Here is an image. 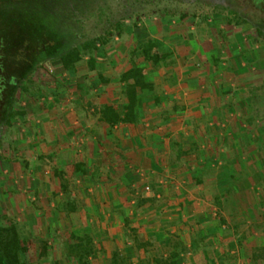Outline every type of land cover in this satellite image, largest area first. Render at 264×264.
I'll list each match as a JSON object with an SVG mask.
<instances>
[{
	"label": "crops",
	"instance_id": "crops-1",
	"mask_svg": "<svg viewBox=\"0 0 264 264\" xmlns=\"http://www.w3.org/2000/svg\"><path fill=\"white\" fill-rule=\"evenodd\" d=\"M137 21H127L120 37L96 51L93 69L88 57L73 71L59 61L51 69L46 109L37 118L32 114L36 131L29 139L41 143L40 153L53 163L31 166L32 174L16 187L36 204L26 210L34 259L76 264L67 244L71 235H86L96 250L91 264H110L115 251L125 264L153 258L264 264V237H249L260 232L238 222L247 219L252 202L264 206L263 199L253 198L254 183L241 174L246 159H237L257 155L260 147L247 150L234 127L240 124L235 108L249 107L256 58L246 56L240 34L229 38L223 25H212L213 18ZM149 38L170 58L164 67H147L153 90L142 92L148 103L141 122L110 127L98 112L104 104H126L120 77L134 64L147 66L140 46ZM68 200L75 211L65 209ZM59 234L67 236L61 244L50 241Z\"/></svg>",
	"mask_w": 264,
	"mask_h": 264
},
{
	"label": "rangeland",
	"instance_id": "rangeland-1",
	"mask_svg": "<svg viewBox=\"0 0 264 264\" xmlns=\"http://www.w3.org/2000/svg\"><path fill=\"white\" fill-rule=\"evenodd\" d=\"M108 3L110 7L107 9V14L98 17L97 14L99 13H92L82 24H79V35L76 41L78 47L85 41L97 40V50H104L106 44L112 43L116 36L120 37L122 31H125L127 21L137 23L138 18L153 16H166L176 20L181 19L183 16H188L194 20L198 17L200 20L202 18H213L212 25H223L224 30L227 32L224 34L229 38L235 34H240L248 53L246 56H254L256 59L251 64L252 69L255 68L252 71L254 73L249 75L248 80L251 83L249 88H252V91H248L249 107L244 110L235 108V111L237 110V120L240 124L236 123L233 126L237 128V133L241 135V138H239L241 139V145L249 150L255 144H258L260 153L257 155H237V159L241 157L246 159L242 161L245 171H242L241 174H243L246 181L254 183L253 193L255 195H253V198L263 199L262 202H264V33L259 35L257 30L248 24L228 25V21L231 19L236 22L234 14L226 8L205 0H135L133 6L129 8L130 11L124 9L121 0H110ZM256 3L258 7H255ZM238 10L256 24L264 23V1L240 0ZM83 62H86L85 59H83ZM57 66L58 61H47L28 74L27 80L18 90L15 104L16 115H14L10 126L5 128L0 147V227L18 224L20 234L27 247V252L23 255L25 264H42L34 259V251L31 247L33 241L31 239L35 237L30 234L33 229L29 224V216L26 215L28 207L36 206V204L28 200L27 193H17L16 187L17 182L29 178L28 174L31 173L29 170L31 166L37 164L39 166H49L53 163L49 158L50 156L43 152L40 153L41 143H32L29 138L36 131L35 123H31L33 120L32 114L34 113V117L37 118L46 109L43 99L46 98L48 85L52 81L51 69L55 70ZM52 82L54 83V81ZM18 112H24V114L18 115ZM244 124L245 127H243ZM233 126L231 125L230 128L232 132L235 130ZM239 139L237 138V141ZM33 149L34 151H32ZM142 174L141 178L147 177L145 172ZM165 174L169 175V173ZM138 191L142 193L143 188L139 186ZM252 203L251 213L247 214V219H243L244 221L240 219L238 222L242 228L248 226L249 232L252 230L251 226H253L254 231L263 234L264 206L261 207L255 202ZM252 217L255 221L251 219ZM257 222L262 223L259 225ZM42 228L41 224L37 226V229ZM37 229L35 232L37 231L38 234L42 235V231ZM260 234L252 235L249 233V237L263 238L264 234L263 236ZM64 236L59 234L50 241L54 243L57 241L58 244H61ZM240 246H242L241 243ZM260 254L263 255V253ZM0 264H2L1 260Z\"/></svg>",
	"mask_w": 264,
	"mask_h": 264
},
{
	"label": "trees",
	"instance_id": "trees-1",
	"mask_svg": "<svg viewBox=\"0 0 264 264\" xmlns=\"http://www.w3.org/2000/svg\"><path fill=\"white\" fill-rule=\"evenodd\" d=\"M59 0H0V36L6 40L16 42L17 66L28 67V73L35 71L40 63L47 61H59L67 71L75 70L85 56L88 57V64L91 69L95 67L97 51V40L83 42L80 47H68L61 49V43L53 38L54 32L47 25L41 16V12L47 8V2L57 3ZM264 1V0H259ZM49 7L52 8V5ZM33 7H32V6ZM32 7V12L30 11ZM41 11V12H40ZM236 18L228 21V25L248 24L255 28L259 35L264 33V23L256 24L242 12L230 10ZM238 18V20H237ZM141 57L147 66L133 65L131 69L123 73L120 82L124 85L122 96L126 104L120 109L111 104H104L100 110V121L115 127L116 125H138L141 122V115L147 105V99L142 95L143 91H152L153 85L148 79L147 67L161 68L170 58L169 54L161 53L156 41L149 38L140 46ZM24 112H18L23 115ZM16 115V113L14 114ZM77 170L82 171L78 165ZM56 176L63 179L61 173L55 172ZM62 189L66 185L62 183ZM67 211H75V203L66 202ZM67 254L76 260V264H91L90 258L96 256V250L92 239L89 236L79 237L71 235L67 244ZM27 252L19 230L18 224L0 227V260L2 264H25L23 255ZM46 255V247L41 255ZM125 260L118 251H115L110 259V264H125ZM173 258H153L147 264H175Z\"/></svg>",
	"mask_w": 264,
	"mask_h": 264
},
{
	"label": "flooded vegetation",
	"instance_id": "flooded-vegetation-1",
	"mask_svg": "<svg viewBox=\"0 0 264 264\" xmlns=\"http://www.w3.org/2000/svg\"><path fill=\"white\" fill-rule=\"evenodd\" d=\"M110 0H59L57 3L47 2V8L41 12L44 24L54 32L55 39L61 44V49L68 47H77L79 24L89 18L92 13L100 15L107 14L110 7ZM135 0H121L122 6L126 11L133 6ZM214 5L221 6L228 10H238L240 0H205ZM258 1V0H254ZM52 5V8L49 7ZM32 6V5H31ZM33 7V6H32ZM32 7L30 11L32 12ZM255 7H258L257 3ZM32 8V9H31ZM129 13V12H128ZM16 42L6 40L0 36V147L3 141L5 128L9 127L14 114L15 104L19 88L28 78L27 66L24 68L17 66ZM45 62L40 63L39 66Z\"/></svg>",
	"mask_w": 264,
	"mask_h": 264
},
{
	"label": "built area",
	"instance_id": "built-area-1",
	"mask_svg": "<svg viewBox=\"0 0 264 264\" xmlns=\"http://www.w3.org/2000/svg\"><path fill=\"white\" fill-rule=\"evenodd\" d=\"M145 190H146V192H148V193H150V192L152 191L150 186H147Z\"/></svg>",
	"mask_w": 264,
	"mask_h": 264
}]
</instances>
